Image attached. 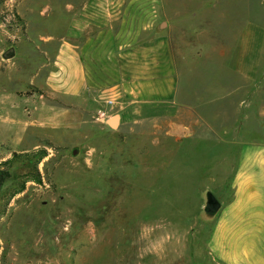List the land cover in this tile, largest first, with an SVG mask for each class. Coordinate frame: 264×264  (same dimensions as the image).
<instances>
[{
	"label": "rangeland",
	"instance_id": "rangeland-1",
	"mask_svg": "<svg viewBox=\"0 0 264 264\" xmlns=\"http://www.w3.org/2000/svg\"><path fill=\"white\" fill-rule=\"evenodd\" d=\"M185 1L188 12L212 0ZM82 2L0 0V264H209L205 245L235 203V165L253 144L264 155V53L243 82L217 48L234 18L264 25V0H219L215 16L172 28L180 116L24 132L10 101L41 92ZM208 191L220 202L212 213Z\"/></svg>",
	"mask_w": 264,
	"mask_h": 264
},
{
	"label": "crops",
	"instance_id": "crops-1",
	"mask_svg": "<svg viewBox=\"0 0 264 264\" xmlns=\"http://www.w3.org/2000/svg\"><path fill=\"white\" fill-rule=\"evenodd\" d=\"M220 3L208 1L187 12L185 0H83L68 21L67 35L58 39L41 92L10 101L23 120L21 130L74 131L85 123L106 122L112 113L133 121L180 116L186 106L178 101L172 28L202 18L207 10L215 16ZM239 3L249 13L248 3ZM240 21L233 19L232 39L217 49L233 77L252 82L264 53V25L250 18ZM228 32L214 29L211 34ZM103 109L107 115L98 119ZM248 148L253 154L235 165V203L222 214L205 245L209 264H264V155L259 154L260 146ZM202 260L198 257L194 264Z\"/></svg>",
	"mask_w": 264,
	"mask_h": 264
},
{
	"label": "water",
	"instance_id": "water-1",
	"mask_svg": "<svg viewBox=\"0 0 264 264\" xmlns=\"http://www.w3.org/2000/svg\"><path fill=\"white\" fill-rule=\"evenodd\" d=\"M13 52H14L13 47H9L2 52V57L5 59L9 58L13 55ZM117 121H118V118L115 115L108 120V124L111 127H115L117 124ZM219 207H220V202L216 199V197L213 195L212 192L208 191L207 196H206V206L204 208L205 211L212 213L218 210Z\"/></svg>",
	"mask_w": 264,
	"mask_h": 264
},
{
	"label": "built area",
	"instance_id": "built-area-1",
	"mask_svg": "<svg viewBox=\"0 0 264 264\" xmlns=\"http://www.w3.org/2000/svg\"><path fill=\"white\" fill-rule=\"evenodd\" d=\"M106 104H107V106H110L112 104V101L111 100H107ZM106 115H107V110L103 109V110L98 112L97 118L98 119H104L106 117Z\"/></svg>",
	"mask_w": 264,
	"mask_h": 264
},
{
	"label": "trees",
	"instance_id": "trees-1",
	"mask_svg": "<svg viewBox=\"0 0 264 264\" xmlns=\"http://www.w3.org/2000/svg\"><path fill=\"white\" fill-rule=\"evenodd\" d=\"M20 154H22V153H14V156H16V155H20Z\"/></svg>",
	"mask_w": 264,
	"mask_h": 264
}]
</instances>
